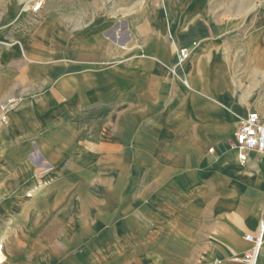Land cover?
Wrapping results in <instances>:
<instances>
[{"label": "crops", "instance_id": "crops-1", "mask_svg": "<svg viewBox=\"0 0 264 264\" xmlns=\"http://www.w3.org/2000/svg\"><path fill=\"white\" fill-rule=\"evenodd\" d=\"M34 1L0 0V264H247L260 0Z\"/></svg>", "mask_w": 264, "mask_h": 264}, {"label": "built area", "instance_id": "built-area-1", "mask_svg": "<svg viewBox=\"0 0 264 264\" xmlns=\"http://www.w3.org/2000/svg\"><path fill=\"white\" fill-rule=\"evenodd\" d=\"M41 3L40 0L34 1L31 6V11H37ZM176 50L179 63L187 59L190 55V50L187 47H176ZM181 81L185 85L188 83L185 77H181ZM14 102L15 99L10 98L7 100V103L0 105V110L3 112L0 117V122L4 123L6 121V111L8 110L9 104ZM232 147L237 152L240 164H245L252 153L258 155L264 163V119L256 110L248 111L244 117L239 119L234 133ZM245 239L253 243V248L241 260L247 264H255L258 250L264 242V218L260 224L258 234L254 236L251 233H247Z\"/></svg>", "mask_w": 264, "mask_h": 264}, {"label": "rangeland", "instance_id": "rangeland-1", "mask_svg": "<svg viewBox=\"0 0 264 264\" xmlns=\"http://www.w3.org/2000/svg\"><path fill=\"white\" fill-rule=\"evenodd\" d=\"M259 5H260L261 8H262V7L264 8V0H260Z\"/></svg>", "mask_w": 264, "mask_h": 264}]
</instances>
